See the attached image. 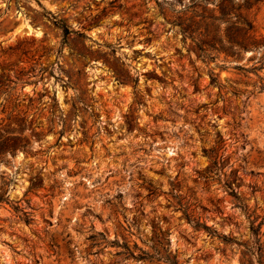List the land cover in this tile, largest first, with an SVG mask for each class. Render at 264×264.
<instances>
[{
  "label": "rangeland",
  "instance_id": "374dc122",
  "mask_svg": "<svg viewBox=\"0 0 264 264\" xmlns=\"http://www.w3.org/2000/svg\"><path fill=\"white\" fill-rule=\"evenodd\" d=\"M263 38L264 0H0V264H264Z\"/></svg>",
  "mask_w": 264,
  "mask_h": 264
},
{
  "label": "trees",
  "instance_id": "16d2710c",
  "mask_svg": "<svg viewBox=\"0 0 264 264\" xmlns=\"http://www.w3.org/2000/svg\"><path fill=\"white\" fill-rule=\"evenodd\" d=\"M245 26H248V29H246ZM60 28L63 31V36H64V41L67 40L68 36L70 34H72L73 32H71L69 30V28L67 26H65L64 24L60 25ZM250 30H253V26L250 23H239L238 25H233L232 28V33L230 35L227 36V40L229 43V49L231 51V53L235 52V48H243V42L242 37H245ZM264 40V38H263ZM252 44H257L256 42L252 43ZM261 46H264V43H262ZM255 70V69H254ZM264 89V86L261 87V90ZM230 194L236 199V200H240V196L239 194L234 190V189H230ZM1 202V201H0ZM196 225L200 228H203L204 230H206L211 236H219L218 232L216 230H214L211 227H208L206 224H200L198 222H196ZM263 223H259L258 225H255V222L251 223L250 225V232H251V237L253 238V246L249 247L243 244H239L240 246H244L246 248V250L251 254V255H256L258 257L259 262L261 263L262 258H263V249H262V243H261V227H262ZM220 237V236H219ZM226 244H233L236 241L226 235H223L220 237ZM141 260H150V261H158L161 262L162 264H179L178 261L176 260V257H170V256H151L149 254L143 253V255H141L139 257Z\"/></svg>",
  "mask_w": 264,
  "mask_h": 264
}]
</instances>
